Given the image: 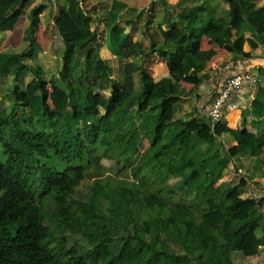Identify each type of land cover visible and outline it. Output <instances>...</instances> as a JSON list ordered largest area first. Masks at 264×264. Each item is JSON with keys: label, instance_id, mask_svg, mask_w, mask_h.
I'll use <instances>...</instances> for the list:
<instances>
[{"label": "trees", "instance_id": "trees-1", "mask_svg": "<svg viewBox=\"0 0 264 264\" xmlns=\"http://www.w3.org/2000/svg\"><path fill=\"white\" fill-rule=\"evenodd\" d=\"M34 1L0 0V34L13 31L31 9L26 49L0 54V101L2 95L11 101L9 110L0 107V264H235L233 252L258 255L264 246L262 198L248 194L250 177L217 185L216 165L209 160L218 157L215 141L223 132L238 142L226 160L256 155L264 137L210 119L174 120L179 98L171 87L186 73L177 48L164 52L168 77L155 82L142 69L146 101L138 102L139 67L126 63L122 77L113 78L80 0H63L53 16L64 52L60 77L50 80V109L44 71L26 57L45 7L32 6ZM228 1L238 21L262 37L264 6ZM155 5L167 8L158 0L139 13L151 17ZM123 6L114 0L103 12L117 53L126 37L118 24ZM208 30L202 26L198 38ZM77 65L82 75L77 71L72 79ZM203 139L209 143L205 151L199 146ZM105 157L120 167L117 175L106 174ZM90 178L88 191L79 190Z\"/></svg>", "mask_w": 264, "mask_h": 264}, {"label": "crops", "instance_id": "crops-1", "mask_svg": "<svg viewBox=\"0 0 264 264\" xmlns=\"http://www.w3.org/2000/svg\"><path fill=\"white\" fill-rule=\"evenodd\" d=\"M118 1L124 5L118 15V24L126 32L119 53L110 43V30L106 27L103 15L104 11L111 9L114 0H80L92 17V29L96 32L100 43L99 53L113 67V78L120 75L122 77L126 63H135L139 67L135 73V94L138 102L146 101L142 69L146 70L155 82L168 77L171 70L164 52L171 54L177 48L182 53L180 60L186 73L176 85L171 87L172 94L179 98L175 104L174 120L210 119L208 117L210 102L225 80L234 73L249 71L258 76L260 82L257 85L247 83L241 90L234 92L224 107L220 122L233 130L245 127L257 137H264V35L262 38L257 34L250 23L238 21L228 0H161L166 2L167 8L161 10L155 5L156 11L151 17L145 12L139 13L138 8L150 6L152 0ZM245 3L254 8L264 6V0H245ZM41 4L45 7L33 35L35 45L28 52L27 60L33 61L37 54L39 56L42 52L40 44L43 47H51L53 41L59 39L62 45L60 56L62 66L64 43L53 26V16L59 12L65 2L60 0L58 4L53 5L49 0H35L32 6ZM194 7H199V12H193ZM30 10L21 17L13 31L0 34V54L13 53L12 34L17 32L19 24H22L23 29L20 45L26 42L24 46L26 49L29 42L25 40V32L31 24ZM189 18L194 19V22H189ZM204 25L209 28V33L203 34L199 39L198 30ZM194 26L196 29L192 28ZM168 34L171 35L169 39ZM53 37L56 40H53ZM183 39L184 42L181 44ZM19 48L20 46H17L15 50L18 51ZM60 71L54 78L60 77ZM75 73L82 75L80 66L77 65L75 68L72 79L76 77ZM52 79L46 78L48 82ZM260 98L261 102H258ZM147 107L150 109V106ZM141 113L143 115V112ZM137 116L139 118L140 113ZM211 132L213 131L210 129ZM145 142L148 143V138L143 141L144 148H147ZM215 143L217 146L214 152L218 157L211 155L209 163L216 165L219 178L217 185L225 182L235 184L234 179L240 176L237 169L242 168L236 165V161L249 159L247 167L251 182L249 195L262 198L260 202H264L263 191L257 195L262 187L260 182L264 181V149L256 155L247 153L226 160L227 151L232 153L237 150L236 138L230 133L223 132ZM208 144V141L203 139L199 146L205 151ZM206 157H209L208 153ZM174 163L173 161L172 164ZM198 163L199 161H196V164ZM179 179H172L175 181L172 184H177ZM260 204V210L263 212Z\"/></svg>", "mask_w": 264, "mask_h": 264}, {"label": "rangeland", "instance_id": "rangeland-1", "mask_svg": "<svg viewBox=\"0 0 264 264\" xmlns=\"http://www.w3.org/2000/svg\"><path fill=\"white\" fill-rule=\"evenodd\" d=\"M141 7H144V6H141ZM141 7H139V8H141ZM139 8H138V10H139ZM16 31L17 32L12 34V36H14L12 38L14 40V41L12 40V52H19V51H22V49L25 50L24 46L26 45V42H22L23 45H20V42L22 41V32H23L22 24H19V28L17 27ZM54 37H53V40H56ZM17 46H20L18 51H16L17 49L15 50V48ZM40 48H41L42 52L39 53V56L37 54L36 57H34L33 61L29 60L28 62H30L33 65L39 64L44 69L43 71L45 72V74H44L45 77L47 79H52L62 68L61 59H60L61 58L60 57L61 51H62L61 41L59 39L56 41H53L51 47L50 46L49 47L48 46L43 47L40 44ZM30 78H31V75L28 77V80H30ZM10 83H11V81H9V83H5V85H4L7 90L10 88ZM50 84H51V81L47 82L45 87H44V90H45L46 98L48 100V107L50 109L54 110V107L50 101V94L52 91ZM2 96H3V98L0 101V107L9 110L10 109V103H11L10 99L7 97V95H2ZM101 99L104 102V98L101 97ZM140 132H141V130H140ZM137 136H138V134H137ZM116 141H113L112 145L116 144ZM148 145L149 144L147 142H145V146L147 147ZM122 148H123V145H122ZM112 151L115 152L117 150H112ZM132 152H133V149H132ZM114 154H116V152ZM130 155H131V153H128L125 156L122 155L121 159L122 158L126 159ZM234 159H235V157H234ZM248 160L249 159L244 158L242 161H236L237 166H242L241 171H239V169H237V172H239L240 176H243L245 178H249V172L247 169V167L249 166ZM101 163L107 169L106 174H115V175L118 174L120 167L116 164L115 160H111L108 157H105L101 160ZM240 176H236V178L234 179V183L239 182ZM173 182H175V181L171 180V183H173ZM92 183H93V178H90V179L84 181L83 184L81 185V187L79 188V190L87 192ZM260 185L262 187L258 190L257 195L260 193V191H263L262 193H264V181L260 182ZM249 188L250 187L248 186V189ZM249 191H250V189H249ZM249 191H248V194H249ZM77 197H80V196L77 195ZM172 200L177 201L179 199L172 197ZM102 201H105V199H102ZM195 204H196V199H193V205H195ZM260 205H261L263 212H264V202H262V204H260ZM106 213L109 214L108 212H106ZM196 219L197 220L200 219L199 215L197 213H196ZM165 242H167V240H165ZM260 251L261 252L258 255L253 256V257H245V256H242L239 252H233L232 253V259H233L235 264H264V246L261 247Z\"/></svg>", "mask_w": 264, "mask_h": 264}, {"label": "built area", "instance_id": "built-area-1", "mask_svg": "<svg viewBox=\"0 0 264 264\" xmlns=\"http://www.w3.org/2000/svg\"><path fill=\"white\" fill-rule=\"evenodd\" d=\"M51 4L56 5L58 0H49ZM158 1V0H152ZM82 5V3L80 2ZM150 6H144L139 8L138 12L149 11ZM260 82V79L255 74L249 71H242L232 74L227 78L221 87L217 91V94L211 100V103L208 108V117L213 123L219 122L223 116V110L226 104L231 99V96L234 92L241 90L247 83L257 85ZM241 171V169H239Z\"/></svg>", "mask_w": 264, "mask_h": 264}]
</instances>
